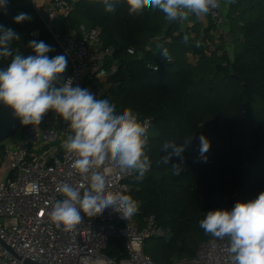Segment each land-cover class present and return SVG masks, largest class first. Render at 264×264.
<instances>
[{
    "label": "trees",
    "instance_id": "1",
    "mask_svg": "<svg viewBox=\"0 0 264 264\" xmlns=\"http://www.w3.org/2000/svg\"><path fill=\"white\" fill-rule=\"evenodd\" d=\"M229 14L232 54L225 39L211 34L212 22L208 28L185 29L155 8L129 14L123 2L107 12L100 3L79 0L72 15L56 23L63 34L82 24L101 29L103 44L116 50L118 72L87 86L117 111L131 108L142 120H152L146 146L151 169L132 183L129 195L138 203L139 221L155 216L166 231L165 237L145 244L156 264L193 258L213 238L199 227L208 211L231 210L235 199L248 202L264 192V0H241ZM26 25L29 31L22 22L11 21L8 28L27 45L34 31H40L35 41L48 44L52 39L39 20ZM157 42L168 48L171 62L162 58ZM201 135L211 143L206 162L199 158ZM166 142L184 145L182 161L172 155L163 163L173 151L162 150ZM173 164H181L180 175L173 174ZM105 252L113 259L125 257V240L111 239Z\"/></svg>",
    "mask_w": 264,
    "mask_h": 264
},
{
    "label": "clouds",
    "instance_id": "2",
    "mask_svg": "<svg viewBox=\"0 0 264 264\" xmlns=\"http://www.w3.org/2000/svg\"><path fill=\"white\" fill-rule=\"evenodd\" d=\"M91 2L102 4L107 12L115 11L121 2L126 4L129 14L155 8L169 23L187 21L190 15L204 17L220 7V0ZM6 6V0H0V7ZM30 19L29 14L19 12L14 22ZM19 39L13 29L0 25V58L13 57L6 69H0V102L10 107L23 125H39L49 110L69 122L71 134L62 146L74 156L71 167L81 180L76 185L68 181L56 185L60 199L55 200L48 212L50 221L58 229L72 232L84 216L93 217L109 208L129 220L137 213L138 203L131 195L110 190V168L107 165L114 163L121 169L131 170L137 174L136 180H142L151 167L146 154L149 123L131 108L117 111L116 105L108 99H98L89 89L73 86L71 79L61 83L60 74L66 70L67 58L63 54L49 57L47 54L54 49L44 41L29 42L28 47L35 55L25 57L19 52L13 53L9 45ZM156 40L159 41V37ZM183 40L188 43L189 36L185 34ZM156 47L161 50L162 58L171 62L168 48L159 42ZM154 71H158V66ZM169 147L173 151L163 157V163L168 164L172 155L181 157L182 161L184 145L166 142L162 150ZM210 147L209 139L201 135L199 158L204 162ZM171 169L174 175H180L182 166L173 164ZM199 227L206 235L227 239L226 251L232 264H264V192L254 200L237 202L231 210L208 211L199 221Z\"/></svg>",
    "mask_w": 264,
    "mask_h": 264
},
{
    "label": "built area",
    "instance_id": "3",
    "mask_svg": "<svg viewBox=\"0 0 264 264\" xmlns=\"http://www.w3.org/2000/svg\"><path fill=\"white\" fill-rule=\"evenodd\" d=\"M32 1L33 18L43 24L70 63L65 82L71 79L73 86L89 89V81L103 83L118 72L116 50L103 44L100 28L82 24L65 34L56 29L60 19L72 15L79 0ZM223 1L207 17L214 25L211 34L217 38L225 35L226 44L231 45ZM240 1L226 4L230 9ZM188 21L174 23L186 29ZM32 36L38 39L40 31H34ZM129 53L136 54L134 50ZM144 120L149 123V138L152 120ZM70 134L69 124L48 111L39 125L23 128L19 140L0 145V264H156L145 252L148 240L166 236L155 216L139 221L134 214L128 220L109 208L93 217L84 216L72 232L62 231L50 221L48 212L60 199L56 185L81 182L71 167L74 156L62 146ZM107 166L110 190L129 195L132 183L138 181L137 174L114 163ZM115 237L125 240L126 256L119 260L105 252ZM227 247V239L213 237L199 246L193 258L176 259L173 264H232Z\"/></svg>",
    "mask_w": 264,
    "mask_h": 264
},
{
    "label": "water",
    "instance_id": "4",
    "mask_svg": "<svg viewBox=\"0 0 264 264\" xmlns=\"http://www.w3.org/2000/svg\"><path fill=\"white\" fill-rule=\"evenodd\" d=\"M6 5V8L0 7V25H3L5 29L8 28V24L11 21H14V17L19 12L31 13L34 8L32 0H6ZM23 23H25V21H23ZM48 45H50L54 49V51L48 53L49 57H54L56 55L62 54L61 49L55 40L51 39ZM9 50L12 51V47H9ZM22 51L25 57L35 54L34 51H30L26 47L25 43H22ZM3 59V62L0 63V69H6L13 58L11 56H8ZM70 71L71 66L69 61L67 60L66 70L62 74H60V78L63 82H65L66 77L70 74ZM64 122L66 124H69V122ZM24 126L25 125L20 122V119L16 117L14 111L10 107L0 102V145L16 136L18 131L22 130ZM237 202V199H235L234 205ZM26 264L35 263L26 261Z\"/></svg>",
    "mask_w": 264,
    "mask_h": 264
},
{
    "label": "crops",
    "instance_id": "5",
    "mask_svg": "<svg viewBox=\"0 0 264 264\" xmlns=\"http://www.w3.org/2000/svg\"><path fill=\"white\" fill-rule=\"evenodd\" d=\"M224 3L226 4L225 0L223 1V4L221 5V7L223 9V6H224L223 10H224V16L226 19V26H227V29L229 30L232 19H230L231 15L229 14V8L227 7V4L225 6ZM194 25H198V27H200L201 29H204V28H208L211 25V21L207 16L200 17V18H197L194 16L192 18H189L186 28L188 29L190 27H193Z\"/></svg>",
    "mask_w": 264,
    "mask_h": 264
},
{
    "label": "flooded vegetation",
    "instance_id": "6",
    "mask_svg": "<svg viewBox=\"0 0 264 264\" xmlns=\"http://www.w3.org/2000/svg\"><path fill=\"white\" fill-rule=\"evenodd\" d=\"M30 16H31V20H33V16L31 15L30 13ZM23 23V22H22ZM24 27L26 28L25 30L26 31H29L31 28L26 25V21L25 23H23ZM18 34V33H17ZM19 35V34H18ZM24 37H27L26 34H23ZM33 40H37L36 38H34L32 35H30V38L28 39V45H29V42L30 41H33ZM22 43H25L26 47L30 50V51H33V49H31L30 47H28V45L26 44V41L22 40V39H19V40H14L12 41V43L9 45V47H12V52L15 53V52H19L21 55H23V51H22ZM31 54V53H29ZM35 55V54H34ZM25 56V55H23ZM12 57V56H11ZM13 58V57H12ZM3 58H0V63L3 62Z\"/></svg>",
    "mask_w": 264,
    "mask_h": 264
},
{
    "label": "rangeland",
    "instance_id": "7",
    "mask_svg": "<svg viewBox=\"0 0 264 264\" xmlns=\"http://www.w3.org/2000/svg\"><path fill=\"white\" fill-rule=\"evenodd\" d=\"M225 2H226V0H225ZM224 5L226 6V4L224 3ZM223 9H224V6H223ZM223 12H224V10H223ZM33 17H34V15H33V13L31 14ZM222 37V39L220 40L221 42H223L224 41V39H225V35H222L221 36ZM228 47H227V51H229V53L231 52V54H232V47H234V46H230V45H227ZM193 62V61H192ZM21 134H22V130H20V131H18V133H17V135L16 136H14V137H12L11 139H9L8 141H6V144H12V143H14V142H16L17 140H19V138H20V136H21ZM2 173V171L0 172V174Z\"/></svg>",
    "mask_w": 264,
    "mask_h": 264
}]
</instances>
